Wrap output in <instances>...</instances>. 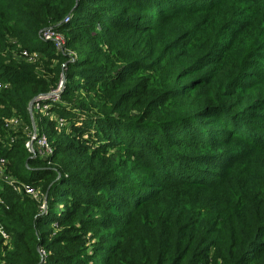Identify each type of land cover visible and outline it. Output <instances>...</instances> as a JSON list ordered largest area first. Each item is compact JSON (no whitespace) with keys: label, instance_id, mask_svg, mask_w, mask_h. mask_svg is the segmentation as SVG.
I'll use <instances>...</instances> for the list:
<instances>
[{"label":"trees","instance_id":"1","mask_svg":"<svg viewBox=\"0 0 264 264\" xmlns=\"http://www.w3.org/2000/svg\"><path fill=\"white\" fill-rule=\"evenodd\" d=\"M213 15L222 18L220 28L212 21L198 24ZM160 20L168 36L186 41L192 73L220 70L216 63L224 57H208L221 51L242 58L234 72L229 67L220 72L233 75L237 84L264 82V0H0V55L9 37L49 63L36 72L32 65L0 57V110L15 111L25 121L29 103L58 89L63 78L60 100L47 103V116L62 126L55 118L42 119L51 156L29 152L23 138L11 140L0 121V163L9 178L0 180V264H264V175L259 174L264 166L241 164L236 171L221 163L228 170L210 185L197 174H175L187 166L182 154L173 152H191L198 142L224 148L234 139L264 151V96L256 92L250 112L238 114L228 100V84L212 86L191 106L179 103L181 94L190 95L188 85L167 90L163 77L142 76L140 70H156L159 63L153 32ZM49 25L63 35V52L41 40ZM115 43L124 51L116 52ZM173 45L165 43L161 53ZM212 71L200 73L202 84ZM81 91L99 95L91 105L94 113L72 102ZM120 147L132 162L155 169L150 179L160 176L165 164L175 168L160 176V186L140 189L145 193L140 201L126 197L134 192L131 182L101 174L104 152ZM215 151L200 162L185 161L230 156ZM225 180L219 193L203 194ZM113 201L116 209L132 213L112 216ZM225 223L231 225L224 234ZM110 230L117 233L109 236ZM87 236L99 238L88 246ZM116 236L126 245L115 244Z\"/></svg>","mask_w":264,"mask_h":264},{"label":"rangeland","instance_id":"2","mask_svg":"<svg viewBox=\"0 0 264 264\" xmlns=\"http://www.w3.org/2000/svg\"><path fill=\"white\" fill-rule=\"evenodd\" d=\"M221 19L217 17L216 15H213L211 18L207 17L202 18V20L198 23L202 26L205 25V23H208L209 21L214 22L217 26L219 25V28L221 27ZM187 19L182 20L175 24V27H178L179 25H182L183 23H186ZM211 22L213 25V28H215V25ZM196 24V23H195ZM52 25H49L46 28H51ZM43 28V29H46ZM218 28V31L221 30ZM168 31L169 28H167V25L165 21L160 20L156 22L154 25V49L159 53L160 59L158 60V64L155 63V68L156 70L152 71H147L146 69L140 70V73L142 76L145 77H151V79H156L159 77H163L165 80L164 86L167 87V90L171 89L172 87L176 88L179 90L181 87H185V85H188V90L190 92V95L185 97L184 94H181L180 101H182L183 104H191V106H196L197 103H199L201 96L208 95L209 89L212 86H220V85H227L228 84V93L231 94V97L228 99L229 102L232 104L233 109L235 110L236 113L240 114L242 112H250V109H248L249 104L253 101L254 96L256 95V92H261L262 95L264 96V82L261 84H257V86H249L247 83L242 82L240 84H237L235 82V78L231 79L233 75L229 73H222L220 72L221 69H224L225 72H227V68H235L236 66L241 65V58L242 56H237V55H230L227 57V52H221L218 51L217 53H212L208 58H215L217 59L224 57L220 62L216 63V65L220 64L223 67L220 68V70H215V68L212 67H205L204 69L201 70V72H195L192 73L189 69V63H190V51L186 50L189 48L188 46L185 45L186 41L185 40H179L176 41L174 39V36H168ZM233 34L232 32L227 33V35ZM233 36V35H231ZM7 47H6V52L1 53L0 57L5 60L8 56H10L14 62H19V63H26L29 65L34 66L36 72H40V68L42 70L43 65L49 64L47 61V58H45L43 55H41L38 52H29L28 50L24 49L19 43H17L14 39L12 38H7ZM118 42L121 44L124 42V37L123 35H120V38L117 39ZM247 40V39H246ZM173 49L169 50L167 53L162 54L161 50L163 52L166 51V49H162L165 45V43L168 44H173ZM222 42V41H221ZM115 51L116 52H123L124 50L121 49L118 46V43H115ZM235 51V50H234ZM236 53V51L234 52ZM199 55V54H198ZM76 56V55H75ZM74 56V57H75ZM226 58V59H225ZM239 63V64H238ZM52 66L55 65V62L51 63ZM171 67H174V69H171ZM233 68V72H234ZM213 70L210 76L208 77L209 81L207 84H202L201 80L199 79L200 73ZM245 72L249 71V68H245ZM194 80V81H193ZM192 82L191 85L190 83ZM3 88L2 83L0 82V90ZM99 91H102V89H99ZM105 92H108L106 90ZM104 93L100 96H103ZM98 94L94 93H87L84 91H81L76 94L75 98L72 100V102L81 108L89 109L90 112H95L92 110V103L97 102V97ZM60 100V99H59ZM177 103V105H179ZM2 109V107H1ZM27 115L28 119L25 121L22 120L19 116H17L15 111H12L10 115L8 113L0 110V121L2 122L4 128L7 130V132L10 134L11 140L15 139H20L23 138L26 141V144L33 143V138L34 136L37 137L38 134H42V129L44 128V123H43V118H49L54 120V116L48 115L47 112L45 111H40L37 108H34L31 106V108H27ZM56 120V118H55ZM56 124L58 126H62L63 122L60 120H56ZM207 128V126H205ZM65 132H68V128L64 130ZM165 132V131H164ZM44 134V133H43ZM5 141V140H4ZM2 142V140H0ZM126 147H120V149L117 150H112L106 152L107 154H104V160L106 163V166L101 169V174L104 175V178H111V177H116V178H124L126 179L125 184H128V182H131L132 190L134 192H127L124 194L126 197L133 196L135 200L140 201L141 199L144 198L145 193L143 191V188H150V189H155V187L158 185V183L162 182L160 181V176H166L168 177L172 172L173 169L175 168L174 164L167 165L165 164L163 170L161 171L160 176H156L152 179L151 176L153 177V174L155 173V169L151 170L148 168L142 167L141 164L134 163L131 161L130 158L127 157V154L123 151V149ZM191 152H189L185 148H175L173 152L181 153L182 154V159L184 160L186 164V168H183L182 170H178L175 174L180 175L182 172L185 173H190V174H197L199 177V180L202 181L203 183H213V182H221L224 178V175L226 174V170L224 167H221V163H225L226 166H229L230 170L234 168L236 171L238 170L239 165H247L248 167H263L264 166V151L262 150H257L250 146L248 143H244L242 140L239 139H234L232 140L227 147L224 148H219V149H214V148H209L205 144H201L198 142V144L195 145ZM215 150H218L220 152H225V153H230L229 157H224V160H220L219 162H214V161H208L204 159L202 163H196L198 160L203 158V154L207 153L208 151L210 152H216ZM41 153V152H40ZM186 157H191V158H199V159H194L196 162H188L185 161ZM170 162V161H168ZM200 162V161H198ZM213 163V164H212ZM260 175H264V171L260 170L259 172ZM188 177V175L186 176ZM177 178V177H176ZM179 178V177H178ZM0 180H3L7 182L9 181L8 175L5 172V169L3 168L2 164L0 163ZM191 180H196V179H191ZM229 180V179H228ZM228 180H225L223 184L220 186L214 188V189H209L208 191L204 192L203 194L207 196H212L220 192V189L223 188ZM12 184H16L14 182H11ZM216 184V183H215ZM152 187V188H151ZM139 188V189H138ZM161 189V187H158ZM116 190V189H115ZM259 189L255 192H249L250 194H255L258 192ZM191 192L196 193L194 190H191ZM26 193L29 196H33L32 193L29 190H26ZM198 194V193H197ZM34 197V196H33ZM239 201L240 197L238 198ZM114 203V210L112 212V216H127V212L132 213L133 210H129L124 207L122 209L117 207V202L113 201ZM0 205L2 206L3 203L0 202ZM125 211L126 213H123ZM128 213V214H129ZM96 212H90V216H96ZM228 217L230 218V215L228 214ZM226 225H231V223H225L223 226L224 229V234H225V229ZM122 229V228H121ZM117 233L114 230L109 231V236L114 235ZM4 236V234H2ZM228 235V234H227ZM226 235V236H227ZM120 236V235H119ZM119 236H116L117 238L113 241L115 244H122L126 245L124 239H118ZM220 236V235H219ZM223 236V235H222ZM90 236H87L86 239L89 241V244H92L95 240L97 239H90ZM218 240V238H217ZM216 240V241H217ZM119 247H121L119 245ZM214 249L212 250V252ZM132 254L135 256V258H139L141 255L140 252L134 248L132 250ZM211 259L213 257L210 255ZM140 258L138 259V261Z\"/></svg>","mask_w":264,"mask_h":264},{"label":"built area","instance_id":"3","mask_svg":"<svg viewBox=\"0 0 264 264\" xmlns=\"http://www.w3.org/2000/svg\"><path fill=\"white\" fill-rule=\"evenodd\" d=\"M40 38L43 42H50L54 46L57 52H63L65 46V39L63 35L56 32L53 28H46L40 32ZM63 87V78L58 85V89L52 91L47 96H42L37 98V102L32 105V107L39 109L40 111H45L49 109L47 105L48 102H57L59 100V94ZM36 136V135H35ZM33 138L34 144H26V149L33 153L37 152L42 158H47L53 154L52 149L48 146L44 134H38L37 137ZM41 152V153H40Z\"/></svg>","mask_w":264,"mask_h":264},{"label":"water","instance_id":"4","mask_svg":"<svg viewBox=\"0 0 264 264\" xmlns=\"http://www.w3.org/2000/svg\"><path fill=\"white\" fill-rule=\"evenodd\" d=\"M37 102V99H34V100H32L30 103H29V108H31V106L34 104V103H36Z\"/></svg>","mask_w":264,"mask_h":264}]
</instances>
